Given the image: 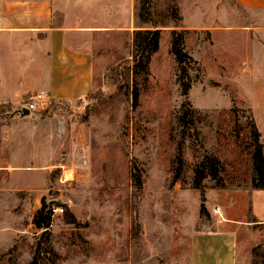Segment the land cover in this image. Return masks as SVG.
Wrapping results in <instances>:
<instances>
[{
	"label": "rangeland",
	"instance_id": "1",
	"mask_svg": "<svg viewBox=\"0 0 264 264\" xmlns=\"http://www.w3.org/2000/svg\"><path fill=\"white\" fill-rule=\"evenodd\" d=\"M97 1L90 11L106 24ZM115 3L117 23L130 25L121 34L123 49L115 51L117 62L101 70L85 98L25 115L56 118L44 126L56 133L44 132L37 149L28 145L30 135L18 156H2L8 151L0 147V166L22 165L21 171L0 168V227L6 221L20 230L11 247L0 246V264L34 258L41 232L53 248L42 256L49 264L57 255L58 264H190L193 233L221 218L219 211L252 219V117L264 147V9L234 0ZM133 27L161 30L148 72L133 70ZM182 29L184 49L193 57L185 63L170 51L172 30ZM187 110L189 125L181 122ZM3 112L0 107V118L8 116ZM5 130L0 127L2 139ZM179 145L183 167L174 181ZM206 154L221 160V180L207 174L204 199L194 175ZM132 162L142 169L141 191ZM253 193L264 216V191ZM45 203L60 209L52 210L51 228L35 227L33 218ZM255 227L260 236L252 264H262L264 224ZM6 236L0 235L4 244Z\"/></svg>",
	"mask_w": 264,
	"mask_h": 264
},
{
	"label": "crops",
	"instance_id": "2",
	"mask_svg": "<svg viewBox=\"0 0 264 264\" xmlns=\"http://www.w3.org/2000/svg\"><path fill=\"white\" fill-rule=\"evenodd\" d=\"M234 1L247 8L264 9V0ZM92 4V0H0V107L8 114L0 118L1 126L6 128L0 147L8 151L2 156L20 155L27 146L28 135L34 137L28 145L37 149L44 132L50 135L55 132L44 126L53 125L56 118H30L18 113V108L34 92H49L51 103L56 105L74 104L93 91L101 70L106 71L117 62L115 51L123 49L121 34L130 25L117 23L120 20L114 15L115 0L97 1L105 9L106 24L90 11ZM127 5L131 14V3L128 1ZM138 28L133 27L130 34L133 36ZM27 124L38 127L29 130ZM0 168L21 171L22 165L5 162ZM254 191L259 190L251 191L250 221L226 218L219 211L221 218L193 233L190 264H252V246L260 236L255 226L264 224ZM3 224L0 235H8L9 240L4 244L7 240L2 242L0 238V246L9 248L20 230L7 226L11 222ZM43 233L46 232L35 239V256L26 264H49L42 256L53 253V248L45 242ZM58 257L52 264H58Z\"/></svg>",
	"mask_w": 264,
	"mask_h": 264
},
{
	"label": "trees",
	"instance_id": "3",
	"mask_svg": "<svg viewBox=\"0 0 264 264\" xmlns=\"http://www.w3.org/2000/svg\"><path fill=\"white\" fill-rule=\"evenodd\" d=\"M185 30H172L171 37V53L175 56L176 60L180 63H185L188 60H192L193 57L185 51L184 41H185ZM161 38V30L157 28H138L134 31L132 36V60H133V70L135 73L139 72H148L149 64L154 52L159 48ZM138 90L133 91L134 98V107L138 103ZM189 110H187L181 116V122L183 124L189 125L193 123L192 118L188 117ZM252 117V116H251ZM251 138L253 143V159H254V170L252 177V188L256 190L264 189V147L261 142V132L258 129L255 120L252 117L251 120ZM195 142L198 141V132L194 133ZM178 166L177 174L174 181L177 180L180 171L183 167V155H182V146L179 145L177 152ZM221 171V160L213 155H204V159L199 161L195 168L194 175V187L199 189L202 193L203 198L205 199V190H204V179L207 174L211 175L213 179L221 180L220 176ZM131 175L133 182L137 190L141 191L143 189V173L142 169L134 162L131 164ZM52 207L49 204H44L43 208L38 210L33 218V223L36 227H50L52 223ZM203 213L207 214L206 209H203ZM71 222H75L74 219H71ZM260 245L253 248V253L255 254L260 249ZM263 254L262 264H264V251L258 255ZM256 264V263H253Z\"/></svg>",
	"mask_w": 264,
	"mask_h": 264
},
{
	"label": "built area",
	"instance_id": "4",
	"mask_svg": "<svg viewBox=\"0 0 264 264\" xmlns=\"http://www.w3.org/2000/svg\"><path fill=\"white\" fill-rule=\"evenodd\" d=\"M51 103V96L49 92L45 90H40L34 92L19 108L18 113L22 111V109L27 108L30 113L40 111L47 107ZM53 211L57 212L58 209L56 207H52Z\"/></svg>",
	"mask_w": 264,
	"mask_h": 264
},
{
	"label": "water",
	"instance_id": "5",
	"mask_svg": "<svg viewBox=\"0 0 264 264\" xmlns=\"http://www.w3.org/2000/svg\"><path fill=\"white\" fill-rule=\"evenodd\" d=\"M19 114L22 115V116H25V115L30 114V111L27 108H24V109H22L21 112H19ZM201 206H202L203 209H206V206H205L204 202L202 203Z\"/></svg>",
	"mask_w": 264,
	"mask_h": 264
}]
</instances>
